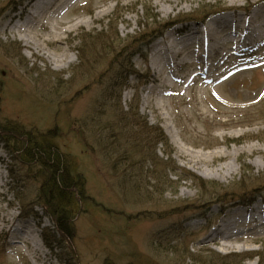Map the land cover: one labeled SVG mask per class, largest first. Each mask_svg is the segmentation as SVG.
<instances>
[{
  "label": "rangeland",
  "instance_id": "374dc122",
  "mask_svg": "<svg viewBox=\"0 0 264 264\" xmlns=\"http://www.w3.org/2000/svg\"><path fill=\"white\" fill-rule=\"evenodd\" d=\"M37 1L0 0V135L9 122L59 150L78 190L72 235L40 198L48 175L0 139V264H264V32L245 50L264 0H66L56 10L60 0L34 21L36 52L11 30ZM216 15L227 18L209 41ZM211 47L225 55L212 82L202 74ZM130 64L137 75L122 87ZM140 122L170 147H146ZM25 222L34 256L30 233L12 240Z\"/></svg>",
  "mask_w": 264,
  "mask_h": 264
},
{
  "label": "trees",
  "instance_id": "16d2710c",
  "mask_svg": "<svg viewBox=\"0 0 264 264\" xmlns=\"http://www.w3.org/2000/svg\"><path fill=\"white\" fill-rule=\"evenodd\" d=\"M213 8V7H212ZM210 7V9H212ZM212 10H207L205 13L207 15H210L209 13ZM209 13V14H208ZM159 21V19H158ZM153 23V22H152ZM160 26L159 28L161 29ZM157 30L154 31H158ZM164 28V27H163ZM152 30V32H154ZM148 33V32H146ZM135 44L137 41L134 42ZM109 48H102L105 53H109L113 55L114 60H117L120 55H117V49H114L115 47H112L108 44ZM113 46V45H112ZM108 49V52L106 51ZM118 57V58H117ZM114 62V61H113ZM116 62V61H115ZM127 74L124 76H120V80L122 82V87L127 85L128 83V76L130 74L137 75V72L134 70V66L132 64L127 66ZM113 90H109V93H112ZM118 101L121 103V96L118 99ZM128 112V111H127ZM131 110L127 114H125V119L130 116ZM134 119H136V116H131ZM1 122V121H0ZM8 124L2 125V135H0V139H2V142L5 144L8 141L13 145V150L11 151L12 158L19 162L23 163L28 168H37L40 169L39 171L42 173L47 174L48 176H45L46 181L42 185L41 200L45 203V206L50 209V213L53 215L55 220L57 219L58 223H60L61 227L62 225L65 227V231L68 235H72L71 233V227L69 228L67 225V222H70L69 219H71L68 215L69 210L73 208L74 201L69 200V192H75L77 193L78 190L75 186H73L75 183H73L72 180V169L70 168L69 164L65 161L62 162L61 153L59 150L52 146L50 144L51 139L47 138L46 136H43L41 139H37L35 135H32L31 133H24L21 131L22 129L11 125L9 122H6ZM135 124L136 121L134 122ZM142 124L141 133L143 134L145 142H147L146 147L150 145V143H156L157 146L159 144H162L164 147L168 148L169 140L166 137V135L163 133L161 128L159 127H146V124L140 122ZM138 126V125H137ZM6 134V135H4ZM168 158L171 157L173 154L171 152L165 153ZM15 155L17 157H15ZM167 158V159H168ZM18 159L21 161H18ZM245 191V190H242ZM262 191L258 192L261 193ZM257 193V194H258ZM73 194V193H72ZM253 195L249 200H253V198L257 195ZM77 195V198L80 197V194ZM83 199H84V193H83ZM81 201H79L80 203ZM77 203V204H79ZM246 203V202H245ZM191 210V209H190ZM230 258V257H229ZM219 262L224 264L225 262H222L221 259H217ZM109 264V263H105Z\"/></svg>",
  "mask_w": 264,
  "mask_h": 264
},
{
  "label": "bare ground",
  "instance_id": "6f19581e",
  "mask_svg": "<svg viewBox=\"0 0 264 264\" xmlns=\"http://www.w3.org/2000/svg\"><path fill=\"white\" fill-rule=\"evenodd\" d=\"M60 0H38L35 4V10H34V14H30L26 21L23 24H18L16 25L14 28H12L11 33H13V35H17L18 37H20L22 40L25 41V45L27 46H31L33 47V49L38 52L39 50L42 51L41 45L39 46V42L36 40V38H32L30 37L31 35V31H32V27L34 26V21H36L37 19H41L42 17H44V15L50 11L54 5H56V2H58ZM68 1V0H67ZM235 1V0H232ZM66 0H62V2H60L57 6L56 10H59L60 7L63 6V4H65ZM56 12V11H55ZM54 12V13H55ZM264 13V8L262 10H259L257 8H255L254 12H253V17L255 16H259L262 15ZM31 15H34L31 17ZM52 17V15H51ZM227 18V16H220V15H216L214 20H211L210 22H208V28L212 31H210L208 33L209 36V41L212 40H218V37L216 36V32H213V29L219 24L220 21H225ZM81 24H79L78 22H76L75 24H73L72 26H66L65 28L62 29V33H68V32H72L74 31V29H77L80 27ZM264 25V20L262 19L261 22H257L256 20L251 22V25L245 29V32L247 33V37L245 38V50L246 49H250L253 45H256L260 40L259 38H257V35L260 36L261 33H263L264 31L261 30V27ZM56 35L53 36L54 39H59V36L57 33H55ZM46 41L50 42L49 39L46 38ZM183 45H191V43L189 41H182L181 42ZM215 47V46H213ZM211 47L207 53V55H204V60H205V64H206V69L204 70V72H202V74L209 79V81H215L217 79V77L219 76V74H216L214 71L213 66L216 64L217 60H222V58L225 56L224 53L219 54V52L216 50V48ZM179 54V53H178ZM42 56L47 58L48 60H50L51 62H55V63H63L66 60V56L62 55L60 56V58H55L54 56H52L49 52H42ZM72 63V60L70 58L69 62L67 63V65H70ZM157 67H154V69H156ZM200 74V73H197ZM194 79V78H193ZM163 87V86H162ZM160 107V105H159ZM166 133L168 134V136L170 137L171 141L173 142V144L175 146H178L179 148L183 147V143L181 141L175 140L174 137L170 134V132L166 131ZM182 150V149H181ZM219 158H222L221 154H216ZM196 165H198V162H194ZM226 169V172L229 171L228 167H224L222 166L220 169H218V172H222L224 171V169ZM1 175H0V179H1ZM262 211H264V207H262L260 209V215L258 217L264 219V216L262 214ZM15 214L11 213L9 216V221L12 223V221H14L15 218ZM262 222V221H261ZM264 224V222H263ZM32 224L31 223H23L20 227H15L12 233V240L15 241H21L24 239L25 234L30 233V235L27 237L31 244H32V256H34L37 252L41 251L40 248V244L38 243V241L36 240L35 237H31V228H29ZM263 264V263H262Z\"/></svg>",
  "mask_w": 264,
  "mask_h": 264
}]
</instances>
